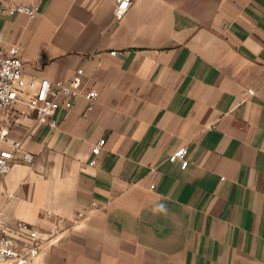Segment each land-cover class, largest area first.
Instances as JSON below:
<instances>
[{
	"label": "crops",
	"instance_id": "0c3cea01",
	"mask_svg": "<svg viewBox=\"0 0 264 264\" xmlns=\"http://www.w3.org/2000/svg\"><path fill=\"white\" fill-rule=\"evenodd\" d=\"M14 4L38 10L0 12V47L20 48L26 80L83 68L85 84L55 128L0 109V149L22 144L0 182V235L48 233L59 216L61 246L34 264H264V0H136L120 23L114 0L0 8ZM180 147L186 169L169 160Z\"/></svg>",
	"mask_w": 264,
	"mask_h": 264
},
{
	"label": "built area",
	"instance_id": "2783aa9c",
	"mask_svg": "<svg viewBox=\"0 0 264 264\" xmlns=\"http://www.w3.org/2000/svg\"><path fill=\"white\" fill-rule=\"evenodd\" d=\"M136 0H114V13L117 23L122 22ZM3 0H0V4ZM0 12L9 14L24 13L35 18L38 10L25 5H11L0 8ZM117 55V52H112ZM98 81V77L94 78ZM85 84V71L83 68L77 70L69 81H51L50 79L26 80L25 64L20 55V48L16 45L8 50L0 47V109L11 111L18 104H22L25 111L22 114L27 117L35 115L38 123H47L51 127H57L55 114L61 108L70 110L75 100L81 95ZM252 93V91H251ZM88 101L87 112L94 109L98 92L88 90L85 93ZM10 130L0 121V143L7 142ZM106 140H101L92 148V154L97 158ZM22 144L14 142L0 149V182L12 169L15 162L19 160ZM93 159L91 166L97 164ZM30 160L25 154L22 158ZM171 162H180L181 168L186 169L190 162L187 147H180L169 156ZM96 205V204H94ZM49 217L54 216L48 211ZM64 219L56 217L52 222V230L42 233L27 222H19L15 226L5 227L0 235V264H34V261L45 251L61 246L59 233L62 230Z\"/></svg>",
	"mask_w": 264,
	"mask_h": 264
},
{
	"label": "clouds",
	"instance_id": "9594fccd",
	"mask_svg": "<svg viewBox=\"0 0 264 264\" xmlns=\"http://www.w3.org/2000/svg\"><path fill=\"white\" fill-rule=\"evenodd\" d=\"M160 207L162 208L163 206L161 205Z\"/></svg>",
	"mask_w": 264,
	"mask_h": 264
}]
</instances>
